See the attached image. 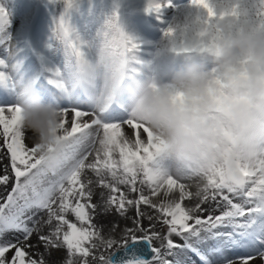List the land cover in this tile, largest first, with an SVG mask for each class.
<instances>
[{"label": "snow or ice", "instance_id": "6c2138e0", "mask_svg": "<svg viewBox=\"0 0 264 264\" xmlns=\"http://www.w3.org/2000/svg\"><path fill=\"white\" fill-rule=\"evenodd\" d=\"M51 2L62 3L63 12L53 19L49 51L43 55L42 50L18 43L11 32L9 11L0 4V46L6 53L0 56V88L5 90L0 94V148L6 149L9 157V164L0 172V186L7 190L12 184L0 198V264H45L42 257L29 251L34 247L29 240L42 211L47 213L45 223L51 231L39 240L53 248L63 245L66 264H89V257L100 264H179L169 258L175 257L177 250L191 251L199 264H236L237 260L250 264L255 256L246 249H254L264 258V153L235 171L189 167L173 175L160 167L157 154L162 141L158 143L147 124L133 116L127 98L111 95L101 74L87 84L74 78L97 62V53H106L114 68L131 79L142 64L140 45L122 28L118 13H113L94 37L85 39L69 17L79 0ZM253 2L256 17H264V0ZM191 4L204 9L209 19L217 17L212 0H191ZM163 7L149 4L148 11L159 13ZM226 15L238 17L239 13L233 8L221 13L219 19ZM261 23L264 26V20ZM175 35L174 28L164 32L166 38ZM25 84L38 90L43 100L62 114V134L56 137L59 148L42 146L28 135L18 102ZM42 151L46 155H40ZM86 169L110 190L108 204L122 214L130 207L136 209L133 226L125 228L119 239L105 238L93 223L89 210L94 212L96 206L91 203L92 181L82 178ZM192 184L197 187L195 193ZM120 186H126L136 198H129ZM165 190L169 198L175 197L174 205H162ZM151 197H158L159 202L154 203ZM193 198L197 200L194 206L185 203ZM209 201L213 211L222 209L220 214L196 215L205 211L203 204ZM141 205L160 215L167 227L164 236L153 231L151 224L143 226ZM173 236L183 243L178 244ZM153 240H162L161 247L153 246ZM101 245L105 249L115 246L119 252L96 257L93 250ZM229 249L233 258L227 255Z\"/></svg>", "mask_w": 264, "mask_h": 264}, {"label": "clouds", "instance_id": "9594fccd", "mask_svg": "<svg viewBox=\"0 0 264 264\" xmlns=\"http://www.w3.org/2000/svg\"><path fill=\"white\" fill-rule=\"evenodd\" d=\"M212 4L216 18L209 19L195 6L203 14L170 38L178 63L157 67L166 54L161 50L137 68L138 75L126 79L110 55L97 53V62L74 77L87 84L101 74L111 95L126 97L133 116L162 141L157 163L173 175L189 167L235 171L264 153V17H256L253 0ZM233 8L238 17L219 19ZM18 102L23 124L37 142L59 148L56 137L62 134L63 116L58 108L29 84L21 88ZM175 202L165 190L162 205Z\"/></svg>", "mask_w": 264, "mask_h": 264}, {"label": "bare ground", "instance_id": "6f19581e", "mask_svg": "<svg viewBox=\"0 0 264 264\" xmlns=\"http://www.w3.org/2000/svg\"><path fill=\"white\" fill-rule=\"evenodd\" d=\"M98 0H79L75 10H80L79 5L82 7L85 14H88L95 5V2ZM108 3L114 2V7L118 10L121 14V21L122 16L124 17V22L122 23L124 26L122 27L127 34L132 36L137 43L140 45V52L139 56H141L140 61L142 64L149 60H152L154 56L161 50H163L166 54L163 56L161 60L156 62V66L164 65L168 66L174 63H178L180 58L171 52L172 48V41L170 38H166L164 36V32L168 28H180L186 26L194 17L195 15L193 9L196 8L194 5L191 4V0H188L184 4L180 3L178 0H106ZM8 2V3H7ZM7 2L0 0V4H3L9 11L10 18H11V32L14 38L17 39L18 43L21 45L28 44L34 49L41 48L42 44V37L40 33L42 32V22L45 19L50 20V29L52 30L53 26V19L54 17H58L63 12V4L56 3L53 4L51 0H42V4H40V8L36 10L35 5H24L21 3L20 0H7ZM226 0H213V3L220 7L224 5ZM160 3L164 5L159 13L154 11H148L149 4ZM126 5V6H125ZM46 7V8H45ZM55 7L53 11L49 10L48 8ZM188 7L187 11L185 8ZM33 8V9H32ZM74 8L72 9L73 11ZM134 9L135 11H132ZM36 11H38V16L35 17ZM55 11V12H54ZM54 12V13H51ZM33 13V16L30 14ZM77 14V13H75ZM94 14L97 16L96 12ZM78 15V14H77ZM81 16H84L83 14ZM76 18H74L75 20ZM82 22L73 23L72 25L81 33V35L85 39H90L94 37L97 29L96 27H102L104 22L101 20H93L90 18H83L80 17ZM37 22V26H32L31 23ZM149 25L154 26V32L148 34L147 30ZM30 30V33H29ZM29 33V36H28ZM167 39V44H165V40ZM38 44V47L36 46ZM0 56L6 55L4 52L3 46H0ZM42 55V54H41ZM168 57L167 62L164 57ZM139 58V57H138ZM164 59L163 62H161ZM141 64V65H142ZM3 89L0 92H4ZM29 136L35 135L32 131L28 133ZM3 141L0 139V144ZM31 143V141H30ZM95 152L93 150V155L89 157V160L94 159ZM9 164V157L6 154V149L0 148V172L4 171V166ZM10 172V167L8 168ZM83 174V173H82ZM85 181L91 180L92 184L90 185L92 191L91 203L95 205V211H90V214L93 215V223L97 226L100 230L101 235L105 238H116L119 239L121 237L122 231L125 228H129L133 226V217L136 213L135 207H130L128 211L122 214L120 211L116 209V207L107 203L108 198L111 195L109 189L102 187L99 182L98 178L95 176V173L92 172L90 169H86L84 171ZM83 177V176H82ZM12 184L10 183L7 187V190L0 186V198L4 197L8 190H11ZM125 193L129 196V198H136V194L131 193L130 190L126 186H120ZM191 190L195 193L197 191V187L195 184H192ZM145 194H149L148 190L145 188ZM153 202H159L158 197H151ZM186 204L189 206H194L197 203L196 198L191 200L185 201ZM212 203L206 202L203 204L204 209H213ZM222 209H216L215 212H219ZM140 211L144 213L143 216V226L148 228L151 225H156L157 215H159L156 210L152 209L149 206L141 205ZM199 213V212H197ZM148 217H152L150 221ZM48 218V217H47ZM44 219L40 221L36 225V230L34 234L29 240V243L32 244L34 247L31 248L29 251L33 253L36 257H42L45 261V264H66V248L61 245L59 248H53L50 245H46L45 242L39 240V236H47L50 234L51 228L50 226L45 223L47 220ZM69 219L75 222V217L69 214ZM156 218V219H155ZM55 223V222H53ZM154 228V227H153ZM114 229V231H113ZM137 235H140L137 233ZM213 243V241H208V244ZM246 244V242H244ZM157 247H161L162 243L157 242ZM115 247V246H114ZM113 247V248H114ZM116 247L114 248V250ZM247 251H252L255 258L250 260V264H264V258L260 255L255 254L254 249H246ZM96 257L99 255H107L112 251V249H105L102 245L98 248L93 250ZM9 253L8 255H10ZM227 255L230 258L234 257L233 250L227 252ZM181 260L185 259V257L181 256V251L177 250V255L175 257H169L170 259L179 258ZM89 263H94L98 259H93L92 257L88 258ZM182 263V261H181ZM187 264H198V262L191 258L188 260ZM236 264H240L239 260H237Z\"/></svg>", "mask_w": 264, "mask_h": 264}, {"label": "rangeland", "instance_id": "374dc122", "mask_svg": "<svg viewBox=\"0 0 264 264\" xmlns=\"http://www.w3.org/2000/svg\"><path fill=\"white\" fill-rule=\"evenodd\" d=\"M2 1H5L7 2V0H2ZM22 4L24 5H35V8H37L36 10H38L41 6L40 4H42V0H20ZM180 3L178 4H184L186 3L188 0H178ZM10 2V0H9ZM8 3V2H7ZM126 6V5H125ZM46 8V7H45ZM48 8V7H47ZM55 7H52V8H48L49 10L53 11ZM33 9V8H32ZM76 8H74L75 10ZM79 9L80 10H71L70 13H69V17H70V22L73 24L75 23H79V22H82V20L80 19V17H83V18H89V22L90 21V18H92L93 20H101V22H106V20L111 17L113 15V13H118L119 15V22L121 24V26L123 27L124 25L122 24L124 22V17L122 16V21H121V14L118 10H116V8L114 7V2H110L108 3L106 0H98L95 2V5L93 6V9L88 13V14H85V12L83 11L82 7L79 5ZM188 7L185 8V11H187ZM132 11H135L134 9H131ZM39 11V10H38ZM38 11H36V16H38ZM55 12V11H54ZM54 12H51V13H54ZM94 12H96L97 16L94 14ZM193 12L194 14L192 15H195V17L203 14V10L201 9H198V8H194L193 9ZM77 13V14H75ZM84 15V16H81V15ZM31 16H33V13L30 14ZM74 18H76L74 20ZM32 26H37V22H33L31 23ZM50 20L47 18L45 19L43 22H42V32L40 33V36L42 37V44H41V48L40 50L41 51V54L43 55L44 53L48 52L49 49L47 47L48 45V40H49V37L51 35V29H50ZM97 30H99V27H96ZM154 32V26L152 25H149L148 27V30H147V33L150 34ZM29 33H30V30H29ZM29 33H28V36H29ZM38 47V44L36 45ZM1 49V48H0ZM141 50V48H140ZM139 59H141V56H139ZM164 59L168 61V57L165 56ZM164 59L161 61L163 62ZM1 91V90H0ZM0 94H2V92H0ZM82 178L83 180L86 178L84 173L82 174ZM7 195V193L5 194V196ZM4 196V197H5ZM221 211V210H220ZM220 211L215 213V211H213V209H205V211L203 213H196V215H203V216H207L209 214V212H212L213 215H217V214H220ZM47 218V213L44 212V213H41L39 214V216L37 217L38 221H43L44 219ZM156 219V218H155ZM156 222V225H154V228H153V231L155 232H158L161 234V236H164L167 232V227L161 222V217L160 215H157V220L155 221ZM176 242L179 241L181 243V238L178 237V236H173L172 237ZM161 242L163 243L162 240H153L152 244L153 246L157 247L156 243L157 242ZM115 248V247H114ZM114 248L112 249V251H110L109 254H111L112 252L116 251L118 248L116 247V249L114 250ZM109 254L106 255L109 256ZM11 256V254L9 255ZM89 264H100L99 260H97L96 262L94 263H89Z\"/></svg>", "mask_w": 264, "mask_h": 264}, {"label": "water", "instance_id": "95a60500", "mask_svg": "<svg viewBox=\"0 0 264 264\" xmlns=\"http://www.w3.org/2000/svg\"><path fill=\"white\" fill-rule=\"evenodd\" d=\"M119 251L115 252V253H118Z\"/></svg>", "mask_w": 264, "mask_h": 264}]
</instances>
